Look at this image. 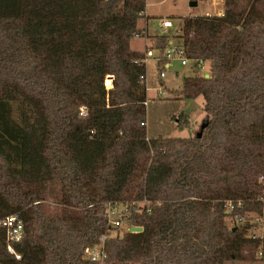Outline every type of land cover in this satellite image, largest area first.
I'll use <instances>...</instances> for the list:
<instances>
[{"label":"trees","instance_id":"16d2710c","mask_svg":"<svg viewBox=\"0 0 264 264\" xmlns=\"http://www.w3.org/2000/svg\"><path fill=\"white\" fill-rule=\"evenodd\" d=\"M145 5L0 0V218L23 222L19 258L0 226V264H224L244 250L264 259L246 216L260 211L264 170V0L180 18L179 44L208 74L183 76L174 96L203 98L202 128L187 138L146 137L147 46H130L145 35ZM146 37L158 51L170 42ZM143 198L149 212L130 210ZM226 200L242 207L229 212ZM107 202L127 205L121 225L108 222ZM100 243L102 263L83 257Z\"/></svg>","mask_w":264,"mask_h":264},{"label":"rangeland","instance_id":"374dc122","mask_svg":"<svg viewBox=\"0 0 264 264\" xmlns=\"http://www.w3.org/2000/svg\"><path fill=\"white\" fill-rule=\"evenodd\" d=\"M213 0H198L196 6H189V0H145L143 16L138 20V27L143 29L144 36H135L130 46L140 51L151 50L152 55L145 59V84H146V114L145 127L147 138L158 137H182L187 138L195 135L203 125V98L198 96L193 99L174 98L183 76L195 72L205 73L207 64H203L202 70L194 69V62L189 60L181 67L176 60L171 61L169 67L163 69V76L160 77L157 66L158 51L151 49L150 39L147 36L167 35L172 44H179L178 27L180 18L185 16L214 14L223 7L222 2L217 6L212 5ZM166 19L172 23L171 27L161 28V20ZM161 92V94H158ZM185 115L188 118V125L178 126L177 118ZM230 225L231 222L227 221ZM127 225L123 227L126 230ZM258 228V229H256ZM253 232L259 233V226ZM242 256V257H241ZM241 258L225 261L224 264H264V259L254 253L244 250Z\"/></svg>","mask_w":264,"mask_h":264},{"label":"built area","instance_id":"2783aa9c","mask_svg":"<svg viewBox=\"0 0 264 264\" xmlns=\"http://www.w3.org/2000/svg\"><path fill=\"white\" fill-rule=\"evenodd\" d=\"M222 1L223 0H219V2H215V3L212 2V5L217 6ZM214 14L222 15L223 8H220ZM171 26L172 23L169 20L163 19L160 22L161 28H167ZM144 55H145L144 56V62H145L146 57L152 55L151 50L146 49ZM172 60L178 61L179 65L183 67L187 64V62L190 59L187 56L186 51L182 45L172 44L171 42H169V44L163 50L158 51L156 63L162 62V66L165 68L171 65ZM203 64L204 61L196 60L194 66L196 69L202 70ZM206 71L205 74H207ZM159 76L160 77L163 76V69L159 72ZM140 79L144 80L145 82V76L143 75L140 76ZM158 94H161V92H158ZM80 109H81V114L84 115L85 112L83 107H80ZM257 182L259 185V192L255 198V202L259 206L260 211L258 210L257 212L256 210H252L247 212L246 216L249 222L247 223V227H251V224L254 226L253 229L256 228V226H259V233H255L252 230L253 233L251 234V237L258 236L259 238H263L264 237V170L260 172L259 175L257 176ZM151 205L152 202L150 200H148L147 198H143L142 200H139L134 204H132L130 210L141 212V209H145V211L149 212ZM126 206H127L126 204H121V203H114V204H111L110 202L105 203V207H106L105 215L107 217L108 222L113 227H117L121 225L120 210L121 208H125ZM224 207L227 211L231 212L236 207L241 208L242 202L240 200H236V201L226 200L224 203ZM235 220L236 222L243 223L246 220V218L245 216L240 214V215H235ZM0 226H2L4 229L7 251L12 253L15 256V258H19V255L15 253L13 250L12 242H18L22 239L23 236L22 220L15 214H9L0 218ZM129 226L131 225H127L126 228L127 230L129 229ZM100 240L102 241V237H100ZM256 255L261 256V250H258L256 252ZM106 256L107 254L102 243L92 247H85L83 249V257L89 261L102 263L106 258Z\"/></svg>","mask_w":264,"mask_h":264},{"label":"water","instance_id":"95a60500","mask_svg":"<svg viewBox=\"0 0 264 264\" xmlns=\"http://www.w3.org/2000/svg\"><path fill=\"white\" fill-rule=\"evenodd\" d=\"M197 1L198 0H189L188 4L189 6H196ZM204 76L207 77L208 74H205ZM141 230H142L141 226H134V225L129 226V229H128L129 232H140Z\"/></svg>","mask_w":264,"mask_h":264},{"label":"crops","instance_id":"0c3cea01","mask_svg":"<svg viewBox=\"0 0 264 264\" xmlns=\"http://www.w3.org/2000/svg\"><path fill=\"white\" fill-rule=\"evenodd\" d=\"M212 2H213V3H215V2H219V0H213ZM146 38H147V37H146ZM147 39H148V38H147ZM131 48H132V49H136V50H140V49H138V48H133L132 46H131Z\"/></svg>","mask_w":264,"mask_h":264}]
</instances>
